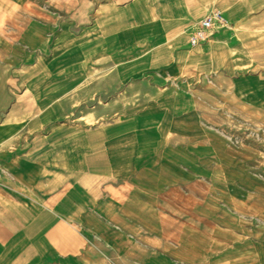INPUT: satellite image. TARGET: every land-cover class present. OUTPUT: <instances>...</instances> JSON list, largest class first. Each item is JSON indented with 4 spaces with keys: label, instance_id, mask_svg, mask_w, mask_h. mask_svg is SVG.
<instances>
[{
    "label": "crops",
    "instance_id": "0c3cea01",
    "mask_svg": "<svg viewBox=\"0 0 264 264\" xmlns=\"http://www.w3.org/2000/svg\"><path fill=\"white\" fill-rule=\"evenodd\" d=\"M107 2L151 12L144 55L177 49L264 108V0H0V264H264L262 225L200 191L201 116H52L103 53ZM212 9L230 25L190 47Z\"/></svg>",
    "mask_w": 264,
    "mask_h": 264
},
{
    "label": "rangeland",
    "instance_id": "374dc122",
    "mask_svg": "<svg viewBox=\"0 0 264 264\" xmlns=\"http://www.w3.org/2000/svg\"><path fill=\"white\" fill-rule=\"evenodd\" d=\"M107 6V13L100 12L107 14L103 44L94 39L90 46L102 44L103 53L94 55L86 73L74 75V88L55 91L52 116H86L90 124L105 116H201L202 166L211 170V184L200 191L224 194L227 199L219 203L232 210L227 213L231 221L241 218L243 225L260 224L264 230V108L237 95L225 76L179 60L177 49L157 59L152 52L144 55L153 31L149 10ZM98 12L89 9L90 23ZM256 44L261 48L264 41ZM232 193L249 194V200H232Z\"/></svg>",
    "mask_w": 264,
    "mask_h": 264
},
{
    "label": "built area",
    "instance_id": "2783aa9c",
    "mask_svg": "<svg viewBox=\"0 0 264 264\" xmlns=\"http://www.w3.org/2000/svg\"><path fill=\"white\" fill-rule=\"evenodd\" d=\"M229 25L230 22L219 9H212L197 21L188 36V44L190 47H195L208 40L217 29Z\"/></svg>",
    "mask_w": 264,
    "mask_h": 264
}]
</instances>
